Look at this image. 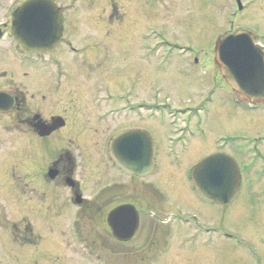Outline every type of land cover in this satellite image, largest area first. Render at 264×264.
I'll return each instance as SVG.
<instances>
[{"label": "flooded vegetation", "instance_id": "obj_1", "mask_svg": "<svg viewBox=\"0 0 264 264\" xmlns=\"http://www.w3.org/2000/svg\"><path fill=\"white\" fill-rule=\"evenodd\" d=\"M255 1L247 2L250 5ZM62 13L64 15L63 10ZM103 22L105 28L111 20ZM255 24V42L264 48V34H258L264 31ZM125 32L123 25V53H126ZM65 34L64 15L63 33L56 48L39 54L19 49V54L27 59V68H39L29 66L32 58L38 60L40 68H51L59 84L61 75L66 74L57 57L62 47L73 56H98L92 62L80 60L79 67L86 70L87 75L108 65L109 40L105 46L91 43L92 47L87 48L97 52L87 53L65 39ZM0 43H6L7 53L14 59L15 43L9 35V21L0 23ZM165 44L167 56L159 61L155 56L157 42L154 39L147 49L141 36L136 40L135 82H129L128 86L6 84L0 88V122L3 123L0 131H5L7 143V149L1 153V177L21 187L22 205L26 210L22 215L24 237H31V226L44 229L46 222L50 226L43 232L67 236L69 249L81 246L88 260L127 264L128 260L135 259L137 262L146 260L143 264H155L159 252L171 249L174 221L184 226V247L193 249L194 242L203 236L207 244L216 236H230L218 223L208 224L202 209L208 206L211 213L222 218V212L242 197L253 212L255 204L264 205V99L256 101L241 96L223 79L218 63L215 66L217 77L226 86H179L174 90L175 97L163 99L169 93L165 86H154L157 78L151 80V86H140L143 78L138 60L143 58L142 51L147 52L148 59H153L151 65L155 70L160 63L168 61L173 52L179 58L193 53L185 45ZM100 48L105 50L99 51ZM3 57L4 51L0 50V64ZM192 61L201 65L208 62L206 59L200 62L196 55ZM121 63L124 68L128 65L123 57ZM185 63L188 62L185 60ZM7 72L12 73L13 69L1 73ZM76 73L83 76V81L88 78L82 71L78 73L76 69L73 75ZM184 96L187 97L182 100ZM239 107L246 111V119L239 115ZM239 118L245 122L247 131L239 130ZM126 131L135 142L133 153L141 152L142 147L138 145L144 135L151 139L148 143L153 145L154 167L149 174L124 172L111 160L110 141L120 138L112 150L120 155L125 153L126 136L121 138ZM207 147L213 150L204 151ZM193 148L205 153L191 161L189 155L193 154ZM215 153L229 155L240 170L237 195L230 203L207 201L194 189L192 168L202 158ZM181 169L183 179L175 173ZM158 170L169 171H164L158 179L154 177ZM182 182L184 185L177 186ZM36 194L38 200L34 198ZM162 210L168 213L162 214ZM262 217V214L257 216V223L263 226L264 223H259ZM62 219L65 221H60ZM263 237L264 234L259 238L262 244ZM25 241L30 243L26 238ZM53 241L44 243L43 249L59 248L58 241ZM253 255L254 263L261 264V258Z\"/></svg>", "mask_w": 264, "mask_h": 264}, {"label": "rangeland", "instance_id": "obj_2", "mask_svg": "<svg viewBox=\"0 0 264 264\" xmlns=\"http://www.w3.org/2000/svg\"><path fill=\"white\" fill-rule=\"evenodd\" d=\"M23 1L0 0V23L8 22L11 11ZM55 1L65 15V39L75 43L87 53L97 52L87 48L89 45L92 47L93 42L95 46H105L104 44L108 40L110 41L108 65L96 69L93 75L90 73L87 75L86 70L79 67L80 60L92 62V60L96 61L98 56L91 54L73 56L62 47L57 57L61 61V66L66 70V74L61 75L60 83L57 84L51 68L46 70L40 68L39 61L32 58L29 66L39 68L30 70L27 68V59L19 54L16 47L13 59L7 53L6 43H0V50L4 51V57L0 64V88L5 87L6 84L13 86H128L129 82H135L134 64L137 61L138 52H136L134 44L141 36L146 49L149 48L151 39L157 42L156 55H154L159 58V61L166 57L168 51L165 42L185 45L196 51L186 54V59L177 57L173 52L168 61L159 64L158 70H155L151 65L153 59H148L147 52L142 51L143 58L141 61L138 60L141 63V69H138L143 78L140 86H151V80L157 78L154 86H165L164 89L169 93V96H163V99L165 97L172 98L175 97L174 90L179 86H205V88H208L207 86H226L217 77L216 67L212 62L213 46L219 36L242 24L256 25L255 23H257L264 31V3L260 0H256L255 3L248 5L247 9L237 13L235 21L230 18L231 14L235 13L233 0ZM245 1L242 0V3L246 5ZM106 20H111V22H109V27L104 28L102 25ZM233 22L234 25L231 27L230 24ZM123 25L126 30V53L122 52L124 49L121 44ZM9 43L8 46H10ZM102 50L105 49H99V51ZM195 55L198 56L200 62L202 59L208 60L206 65H201L199 62L192 63ZM76 57L78 59H75ZM122 57L128 63L126 68L121 63ZM185 60L188 63H185ZM11 69H13L12 73H1L3 70ZM76 69L78 73L84 72V76H88V78L83 81L82 75L80 77L77 73L73 75ZM25 73L28 77H25ZM186 91L189 92V90ZM186 97L180 98L185 100ZM245 112L243 108L239 107L238 113L244 119L247 115ZM238 125L239 130L244 128L247 131L245 122L240 118ZM2 126L3 123L0 122V127ZM5 149H7L6 133L0 131V161L3 155L1 153ZM193 149V154L189 155L191 161L205 153L198 148ZM212 150V147H207L204 151ZM164 171L169 170H158L154 177L161 179ZM175 173H179L178 175L182 178L183 169L175 170ZM1 175L0 170V264H108L95 258L88 260L83 254L86 250L81 246L69 249L67 236L43 232L46 226L47 228L50 226L46 222H43L44 226L46 225L44 229H39L37 225L36 228L31 226L33 229L31 237H24L22 215L24 211L26 213V210H24V204L22 205L21 187H17L16 183H10L5 177L2 180ZM12 184L16 187H13ZM182 185H184L183 182L177 184V186ZM181 189L183 190L182 187ZM34 198L38 200L39 195L36 194ZM35 210L40 212L38 208ZM162 211V214L168 213L166 210ZM210 211L211 208L208 206L202 209L203 214L206 213L204 215L208 224L217 225L218 223V227L231 232L233 237L216 236L210 244H207L208 241L203 236L191 246V248L193 246L195 248L188 249L184 247V226L180 224L181 222L174 221L175 235L171 240V249L159 252L155 264H256L254 263V253L255 256L258 255L261 258V264H264V244L259 239L264 233L262 225L257 223V216L260 214L263 217L261 220L259 218V223H264V205L255 204L253 212L251 205L242 197L230 205L225 212H222V218L219 214L215 216ZM181 213L185 216L183 211ZM60 221H65V219ZM25 238L30 240L29 244ZM262 239L264 240V237ZM53 240L58 241L59 248L43 249L44 243L55 242ZM33 242L37 245H34ZM39 243H42V246L38 245ZM252 249L254 252H251ZM145 261L137 262L135 259H131L127 261V264H143ZM111 264L119 263L111 262Z\"/></svg>", "mask_w": 264, "mask_h": 264}, {"label": "water", "instance_id": "obj_3", "mask_svg": "<svg viewBox=\"0 0 264 264\" xmlns=\"http://www.w3.org/2000/svg\"><path fill=\"white\" fill-rule=\"evenodd\" d=\"M62 20L58 7L51 0H27L13 10L10 33L23 50L46 51L57 45ZM215 59L221 66L222 76L245 98L264 94V52L254 45L250 33L242 31L226 35L215 48ZM125 156L127 161L134 158L129 152ZM151 157L144 149L141 155L142 171L150 166ZM194 173L199 191L200 175L212 188V191L203 192L207 197L221 203L230 200L233 195V191L230 192L231 179L236 180L238 173L227 156H208L195 168Z\"/></svg>", "mask_w": 264, "mask_h": 264}, {"label": "snow or ice", "instance_id": "obj_4", "mask_svg": "<svg viewBox=\"0 0 264 264\" xmlns=\"http://www.w3.org/2000/svg\"><path fill=\"white\" fill-rule=\"evenodd\" d=\"M210 166H211V165H210ZM210 166H209V167H210Z\"/></svg>", "mask_w": 264, "mask_h": 264}]
</instances>
